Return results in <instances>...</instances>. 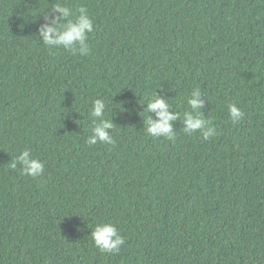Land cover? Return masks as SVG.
<instances>
[{
  "label": "trees",
  "instance_id": "trees-1",
  "mask_svg": "<svg viewBox=\"0 0 264 264\" xmlns=\"http://www.w3.org/2000/svg\"><path fill=\"white\" fill-rule=\"evenodd\" d=\"M56 2L0 0V264H264V0H60L93 19L88 56L41 42ZM196 88L218 135L146 133L155 92L182 120ZM97 98L112 145L85 143ZM24 149L42 176L9 169Z\"/></svg>",
  "mask_w": 264,
  "mask_h": 264
},
{
  "label": "clouds",
  "instance_id": "clouds-1",
  "mask_svg": "<svg viewBox=\"0 0 264 264\" xmlns=\"http://www.w3.org/2000/svg\"><path fill=\"white\" fill-rule=\"evenodd\" d=\"M55 15L49 23H44L37 29L41 42L49 50L63 48L73 55L88 56L91 49L88 45L89 35L94 32V23L88 14L86 7H79L76 12L65 3L57 0L51 5ZM47 20V16L45 15ZM22 27V26H21ZM203 95L199 88L193 89L187 96L181 98V103H186L187 110L183 112L181 120L180 114L171 110L168 100L154 93L153 98L149 99L143 110L149 115L143 120V127L149 136L162 137L168 141H174L176 132L173 130V122L180 120L183 131L187 134L199 132L203 140L218 135L216 128L210 120H206L199 110L202 101L199 97ZM106 102L102 98L94 99L91 102L89 114L93 118L91 134L86 138V145L92 146L99 144L115 143L110 134L114 127L111 119H107ZM229 120L235 124L243 116V111L235 102L227 105ZM155 115V119L153 115ZM113 116V115H112ZM19 166L20 174L31 177H40L44 173V163L33 158L29 150L24 149L11 160L8 164L9 169L15 170ZM91 239L98 251L104 253H118L121 246L125 243V238L119 233L116 226L112 223H96L91 229Z\"/></svg>",
  "mask_w": 264,
  "mask_h": 264
}]
</instances>
